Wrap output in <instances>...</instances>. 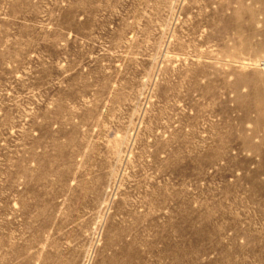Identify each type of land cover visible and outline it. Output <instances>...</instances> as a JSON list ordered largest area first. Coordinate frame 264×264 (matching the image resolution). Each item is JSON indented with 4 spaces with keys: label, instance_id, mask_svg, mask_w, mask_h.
Returning <instances> with one entry per match:
<instances>
[{
    "label": "rangeland",
    "instance_id": "obj_1",
    "mask_svg": "<svg viewBox=\"0 0 264 264\" xmlns=\"http://www.w3.org/2000/svg\"><path fill=\"white\" fill-rule=\"evenodd\" d=\"M263 0H0V264H264Z\"/></svg>",
    "mask_w": 264,
    "mask_h": 264
},
{
    "label": "bare ground",
    "instance_id": "obj_2",
    "mask_svg": "<svg viewBox=\"0 0 264 264\" xmlns=\"http://www.w3.org/2000/svg\"><path fill=\"white\" fill-rule=\"evenodd\" d=\"M264 1V0H263ZM264 36V35H263Z\"/></svg>",
    "mask_w": 264,
    "mask_h": 264
}]
</instances>
